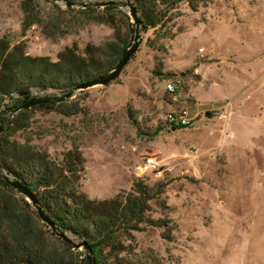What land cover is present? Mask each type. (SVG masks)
<instances>
[{"label": "rangeland", "instance_id": "obj_1", "mask_svg": "<svg viewBox=\"0 0 264 264\" xmlns=\"http://www.w3.org/2000/svg\"><path fill=\"white\" fill-rule=\"evenodd\" d=\"M54 2L0 0V37L52 60L63 45L83 50L112 38L108 24ZM40 20L59 32L47 37ZM139 33L117 78L69 98L80 112L34 110L30 127L16 136L51 152L78 146L91 198L129 191L138 177L164 182L148 216L165 226L133 231L135 248L123 253L129 263L264 264V0H211L196 10L180 2L161 25ZM32 93L61 95L52 88ZM10 103L0 102V125L12 114ZM182 109L190 123L172 129L166 114ZM150 153L162 169L140 173Z\"/></svg>", "mask_w": 264, "mask_h": 264}, {"label": "trees", "instance_id": "obj_2", "mask_svg": "<svg viewBox=\"0 0 264 264\" xmlns=\"http://www.w3.org/2000/svg\"><path fill=\"white\" fill-rule=\"evenodd\" d=\"M129 1L137 8L140 28L148 29L161 25L180 2L196 10L200 3L211 0ZM61 8L108 24L112 38L101 44L86 42L83 50L77 42L63 45L57 59L52 60L47 55H31L18 44L9 47L7 38L0 37V102L10 100L8 112L32 98L47 96H34L32 88H52L62 95L82 81L100 76L133 41L135 25L127 11L117 5ZM48 21L37 24L43 34L53 37L59 32L58 24ZM156 47L153 49L161 48ZM34 110L71 115L80 112L81 107L65 99L12 112L0 125V165L35 194L39 205L61 230L73 240L84 242L87 249L74 248L52 231L30 201L0 176V264H85V253H89L88 264H134L123 255L135 248L130 246L135 240L133 231L145 225L165 226L163 219L148 216L150 201L162 193L164 182L149 185L138 177L129 191H119L106 199L91 198L83 190L86 159L78 146L51 152L31 137L20 140L16 136L30 127Z\"/></svg>", "mask_w": 264, "mask_h": 264}, {"label": "water", "instance_id": "obj_3", "mask_svg": "<svg viewBox=\"0 0 264 264\" xmlns=\"http://www.w3.org/2000/svg\"><path fill=\"white\" fill-rule=\"evenodd\" d=\"M55 2H63L65 6H75V7H86V6H105L108 4H114L118 7L125 9L127 13L129 14L132 22L135 25L134 30V38L131 44L125 49V51L122 53L120 58L116 61V63L105 73L101 74L98 77H94L91 79H88L86 81H82L81 83L73 86L70 90H68L66 93L62 95H54V96H45V97H37L35 99H30L27 102L21 104L16 109L10 111V113L15 112L18 109H21L25 106H30L32 104H38L41 102H48V101H62L65 99H69L73 96V94L78 90H84L86 88L95 86V85H105L109 83L110 81L114 80L119 76V74L122 72L123 68L126 66V64L129 62L131 56L134 54L136 49L138 48V45L140 43L141 34L139 33L140 28V18L138 15L137 8L135 5L129 1V0H98V1H85V0H53ZM1 130V127H0ZM0 176L1 178L14 187L19 193L24 195L28 201L33 205V207L36 209L39 217L51 228L52 231H54L58 236H60L63 240L70 243L74 248H82L87 249V246L82 241H75L73 240L67 233H65L63 230H61L54 222L50 219V217L45 213L42 206L39 205L37 198L35 194L25 185L21 184L18 180H16L13 177H10L1 167L0 165ZM89 261V253H86L85 257V264H88Z\"/></svg>", "mask_w": 264, "mask_h": 264}, {"label": "built area", "instance_id": "obj_4", "mask_svg": "<svg viewBox=\"0 0 264 264\" xmlns=\"http://www.w3.org/2000/svg\"><path fill=\"white\" fill-rule=\"evenodd\" d=\"M166 89L170 93H174L177 89L175 84L173 82H169L166 85ZM166 120L173 125H187L190 123L189 118L187 117V112L185 109L177 110V111H169L166 114ZM140 170V173H145L147 171L152 172H160L161 171V165L156 158L154 154H146L138 167Z\"/></svg>", "mask_w": 264, "mask_h": 264}, {"label": "crops", "instance_id": "obj_5", "mask_svg": "<svg viewBox=\"0 0 264 264\" xmlns=\"http://www.w3.org/2000/svg\"><path fill=\"white\" fill-rule=\"evenodd\" d=\"M195 72H196V70H195V71H194V73H193L194 75L196 74ZM183 74H185V73H184V72H182V75H183ZM177 90H178V89H177ZM171 126H172V125H171ZM174 128H175V127H174V126H172V129H174Z\"/></svg>", "mask_w": 264, "mask_h": 264}]
</instances>
